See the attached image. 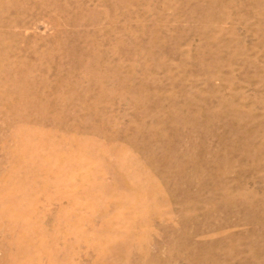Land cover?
Masks as SVG:
<instances>
[{
  "label": "rangeland",
  "instance_id": "374dc122",
  "mask_svg": "<svg viewBox=\"0 0 264 264\" xmlns=\"http://www.w3.org/2000/svg\"><path fill=\"white\" fill-rule=\"evenodd\" d=\"M0 264H264V0H0Z\"/></svg>",
  "mask_w": 264,
  "mask_h": 264
},
{
  "label": "bare ground",
  "instance_id": "6f19581e",
  "mask_svg": "<svg viewBox=\"0 0 264 264\" xmlns=\"http://www.w3.org/2000/svg\"><path fill=\"white\" fill-rule=\"evenodd\" d=\"M17 83V82H16ZM25 87V86H24Z\"/></svg>",
  "mask_w": 264,
  "mask_h": 264
}]
</instances>
